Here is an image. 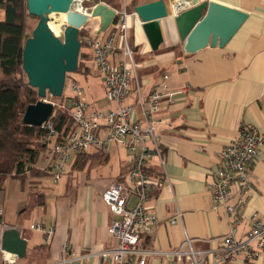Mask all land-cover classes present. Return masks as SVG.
<instances>
[{
    "label": "crops",
    "instance_id": "1",
    "mask_svg": "<svg viewBox=\"0 0 264 264\" xmlns=\"http://www.w3.org/2000/svg\"><path fill=\"white\" fill-rule=\"evenodd\" d=\"M153 1L157 0H118V3L131 12L135 6ZM200 1L220 3L248 14L245 23L223 48L208 46L192 54L185 53L173 14H169L163 20L165 42L154 52L138 18L129 19L128 43L135 50L137 85L131 83L124 103L134 107V119L143 122V113L148 109L147 96L162 74L169 75V91L177 93L173 103L163 106L157 115L159 120H165V124L157 126L163 137L164 164L161 166L158 158L153 157L148 168L152 178L165 181L164 187L154 190L147 201L158 223L145 238L149 239L145 248L155 251L176 249L185 237L193 241L192 246L197 250H209L220 244L229 231L230 221L223 207L213 209L207 192L211 173L221 150L236 139L241 124L249 123L264 131V0ZM85 99L91 107H96V102ZM115 107L108 102L104 109ZM126 170V152L111 145L109 153L103 157L87 160L80 169L77 165L71 167L62 190L50 200L45 196V204L36 207V212L44 225L53 226L55 230L48 244L42 240L47 245L48 262L45 263L55 261L68 243L77 255L88 256L81 264H109V260L102 261L98 253L114 248L108 227L116 217L102 202L101 194L111 184L119 182ZM248 172L251 189L238 211L237 240L249 231L252 216L264 221V146ZM230 191L238 194L234 187H230ZM20 192L22 197L17 206L23 208L28 192L22 188ZM46 199L50 201L51 213ZM177 215L179 222L171 224ZM0 227L1 231L16 228L22 236L23 227L18 222ZM187 263V260L177 262L172 256L148 259V264ZM236 264H264V250L251 260L240 255Z\"/></svg>",
    "mask_w": 264,
    "mask_h": 264
},
{
    "label": "built area",
    "instance_id": "2",
    "mask_svg": "<svg viewBox=\"0 0 264 264\" xmlns=\"http://www.w3.org/2000/svg\"><path fill=\"white\" fill-rule=\"evenodd\" d=\"M90 1L75 0L71 11L87 17V23L80 31L86 29L89 35L80 43L91 47L92 55L85 66L96 69L107 100L116 107H91L79 84L73 83L74 95L67 98V106L75 121V129L63 137L53 128L50 117L42 124L47 131L43 142L48 155L42 157L43 164L38 168L48 170L53 183L57 184L70 171L77 155L92 152L106 155L111 145L126 152L127 170L123 181L111 184L101 194L102 202L116 217L108 227V234L115 242L114 248L98 253L100 259L109 260V264H148V259L154 256L163 259L172 256L177 262L187 260V264H236L240 255L249 260L256 257L259 251L264 250L263 220L252 216L249 231L242 239L235 238L239 225L238 211L251 189L248 168L254 165L259 149L264 146V131L249 123L241 124L236 139L221 150L207 185L213 209L223 207L230 221L229 231L220 244L209 250H197L192 246L193 241L185 237L180 246L171 251H155L142 246L143 240L153 233L158 223V217L149 209L147 201L154 190L165 185L164 180L152 178L148 172L153 157L158 158L161 166L164 164L163 137L158 133L157 126L165 124V120H159L157 115L163 106L173 103L177 93L169 91L168 75L162 74L147 96L148 109L143 113V122L134 119V107L124 102L130 94L131 83L137 85L138 64L128 43L129 19L136 14L134 9L128 12L125 5L121 9H113L115 18L112 24L106 32L98 35L95 32L98 19L91 16L96 4L85 5ZM92 37L95 39L92 40ZM139 103L141 106L142 102ZM230 187L236 188L238 194L234 195ZM179 220L177 215L170 223L176 224ZM33 229L42 234L45 244L55 233L53 226L46 227L43 223H35ZM1 257L2 264L15 262L7 253L1 252ZM86 257L77 255L66 243L60 256L45 264H81Z\"/></svg>",
    "mask_w": 264,
    "mask_h": 264
},
{
    "label": "water",
    "instance_id": "3",
    "mask_svg": "<svg viewBox=\"0 0 264 264\" xmlns=\"http://www.w3.org/2000/svg\"><path fill=\"white\" fill-rule=\"evenodd\" d=\"M75 0H26L28 14L38 19L31 37L23 47V70L28 85L37 91L39 101L29 105L23 115V123L41 127L51 116L53 104L46 102L47 94L60 98L66 74L76 71L81 43L80 29L87 17L71 11ZM188 6L173 12V20L183 51L195 53L206 47L223 48L238 32L248 14L229 6L200 0H184ZM136 17L152 51H157L165 42L163 20L169 17L166 2L157 0L134 7ZM53 13L65 14L63 39L56 37L48 22ZM98 19L96 34L104 33L115 18V11L106 4H96L91 12ZM27 242L13 227L0 233V252L9 254L14 260L26 256Z\"/></svg>",
    "mask_w": 264,
    "mask_h": 264
},
{
    "label": "trees",
    "instance_id": "4",
    "mask_svg": "<svg viewBox=\"0 0 264 264\" xmlns=\"http://www.w3.org/2000/svg\"><path fill=\"white\" fill-rule=\"evenodd\" d=\"M89 3L91 6L103 3L121 9L118 8V0H91ZM28 16L31 15L28 14L26 0H0V186L7 179L19 182L22 190L27 184L29 190L25 209L45 204V194L40 189L41 179L50 176L48 170L36 166L40 155L46 150L43 139L47 131L42 126L25 125L22 120L27 107L39 101L37 91L28 85L23 70V47L29 38L25 30ZM88 35L89 31L82 29L78 33V40L82 42ZM84 46L81 43L78 66L74 73L90 72V68L85 66L90 55L82 51ZM61 101L63 103L60 108H53L50 119L53 128L66 137L75 129L76 124L67 106L68 99L65 101V97H61ZM95 157L101 158L103 155L99 152L77 155L73 166L83 168L87 160ZM148 245L149 239H144L142 246ZM46 246L42 244L34 247V250L45 252Z\"/></svg>",
    "mask_w": 264,
    "mask_h": 264
},
{
    "label": "rangeland",
    "instance_id": "5",
    "mask_svg": "<svg viewBox=\"0 0 264 264\" xmlns=\"http://www.w3.org/2000/svg\"><path fill=\"white\" fill-rule=\"evenodd\" d=\"M86 6H91V3H85ZM122 4L118 3V8H122ZM63 15L58 14H51L49 16L48 25L53 32V34L58 37L59 39H63V31L65 28V23L63 22ZM38 19L34 16H28L25 20V30L26 34L31 37L34 28L36 27ZM95 37H92L94 40ZM82 51H86L92 55V48L91 47H83ZM158 52V51H157ZM135 59V56H134ZM167 74V73H165ZM168 75V74H167ZM169 76V75H168ZM73 83H78L80 88L82 89V95L87 98L90 103H94L97 108L104 109L108 105V100L105 95V90L102 84V80L98 75V72L94 67H91L90 72L84 73H71L68 74L64 89L62 92L61 97L66 98L72 97L74 92L72 90ZM60 98H54L47 94L45 101L53 104V107H61L62 101ZM111 103V102H109ZM48 155L46 151H44L40 155V159L38 161V167L43 164L42 157ZM41 160V161H40ZM66 175L62 178L60 182L57 184L53 183L52 176H47L41 179V187L40 189L44 192L45 196L50 200V197L57 194L59 191L62 190V187L66 183ZM21 185L19 182L13 180H5L2 185L0 186V225H15L17 222L18 224L22 225L23 233L22 237L27 242V257L19 260H15L13 264H42L48 262L46 260V254L43 251L37 252L34 250L36 244L41 245L43 243L42 234L37 232L33 229V225L35 223L42 224L40 216L37 215L36 208L25 209V207L20 208L17 206V201L19 198L22 197L20 192ZM24 189L28 192L29 187L26 184ZM24 191V190H23ZM47 200V199H46ZM48 212L51 213L50 208V201L48 202ZM47 212V214H48ZM48 227L49 225H45ZM1 231V227H0ZM41 243V244H40ZM2 260L1 252H0V264Z\"/></svg>",
    "mask_w": 264,
    "mask_h": 264
},
{
    "label": "bare ground",
    "instance_id": "6",
    "mask_svg": "<svg viewBox=\"0 0 264 264\" xmlns=\"http://www.w3.org/2000/svg\"><path fill=\"white\" fill-rule=\"evenodd\" d=\"M184 3H185L184 0H176V1L166 2L168 13L173 14V12L177 11L178 7L180 9H182V6H184ZM185 4H188V3H185ZM53 14L63 15L64 17L62 20H63V22H65V14H60V13H53Z\"/></svg>",
    "mask_w": 264,
    "mask_h": 264
}]
</instances>
